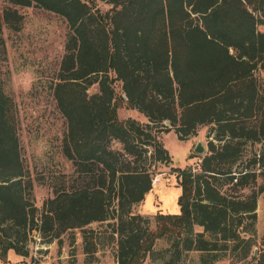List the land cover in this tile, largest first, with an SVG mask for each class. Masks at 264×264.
I'll list each match as a JSON object with an SVG mask.
<instances>
[{
    "label": "trees",
    "instance_id": "obj_1",
    "mask_svg": "<svg viewBox=\"0 0 264 264\" xmlns=\"http://www.w3.org/2000/svg\"><path fill=\"white\" fill-rule=\"evenodd\" d=\"M8 1L0 10L2 43L4 26L19 31L23 25L14 6H40L68 21L54 91L68 122L63 151L82 181L57 189L40 212L0 74V260L9 264L10 251L28 256V233L46 237L55 228H80L85 252L95 253L86 226L110 220L118 264H145L153 254L162 264H183L191 252L200 264L231 254L247 259L264 193V89L258 83L264 80V0H100L111 4L107 11L98 0ZM115 80L122 82L121 95ZM94 83L99 91L90 94ZM123 105L148 121L121 119ZM251 118L255 129L247 126ZM206 124L211 139L200 169H172L181 187L180 211L158 213L153 227L150 216L133 210L155 175L138 162L172 161L153 130L173 128L187 140ZM246 140L262 146L239 169ZM161 240L170 247L157 251Z\"/></svg>",
    "mask_w": 264,
    "mask_h": 264
},
{
    "label": "rangeland",
    "instance_id": "obj_2",
    "mask_svg": "<svg viewBox=\"0 0 264 264\" xmlns=\"http://www.w3.org/2000/svg\"><path fill=\"white\" fill-rule=\"evenodd\" d=\"M97 7L102 11L110 9L111 4L98 0ZM10 5L8 0H0V10ZM23 14L24 20L19 31H13L4 26L3 39L0 42V74L3 80L4 91L13 100V107L17 119L18 133L21 146L22 161L32 180V196L40 212L46 207L49 199L56 196L55 191L65 186L73 188L80 184L79 174L75 162L69 159L63 151L64 138L68 131V122L58 107L54 87L58 81L61 60L65 54L70 27L62 15L40 6H14ZM264 75V74H263ZM115 77V74H112ZM261 91L264 89V80H258ZM85 85V83H84ZM118 95L123 93L122 82L114 81ZM99 91V84L90 86V94ZM121 119L132 117L145 123L148 119L136 109L123 105L118 111ZM250 129H255L257 121L251 118L247 121ZM166 124V123H165ZM167 125V124H166ZM211 124L201 125L197 133L187 140H181L175 129L166 130L162 126L153 132L165 148L169 151L172 161L168 164L159 162L155 158L148 161H139L142 168H151L155 174H163L170 178V187L177 186L179 179L172 171L174 167H193L200 169L202 156L196 152L199 142L209 150ZM253 134V132H251ZM218 141H216L217 143ZM262 146L260 141L246 140L244 142V156L239 161V169L250 164L255 151ZM114 147L123 150V144L115 142ZM150 148V153L153 151ZM207 154V153H206ZM253 168V166H252ZM66 181V182H65ZM261 179L259 182L261 183ZM164 187L153 192L157 199L149 195L155 208L142 213L146 200L134 206L135 213L150 216L155 226L154 217L158 213L171 212L172 201L164 193ZM162 197L163 200L158 198ZM161 204H165L163 208ZM258 220L256 224L255 245L252 254L247 259L235 258L232 254L215 264H260L264 258V193L258 202ZM108 222H93L86 228L91 229L90 235L97 243V251L87 254L84 250L82 231L80 228L62 230L55 228L44 237L39 231L28 233V256H21L10 251L9 264H118L116 257L117 244L113 239L114 220ZM93 230V232H92ZM92 232V233H91ZM55 235V236H54ZM115 237L117 233L114 234ZM170 247V242L161 240L156 245L160 251ZM230 254V253H229ZM153 254L145 264H162V259ZM0 264H5L0 260ZM183 264H200L197 253L191 252L184 257ZM205 264H211L208 260Z\"/></svg>",
    "mask_w": 264,
    "mask_h": 264
},
{
    "label": "crops",
    "instance_id": "obj_3",
    "mask_svg": "<svg viewBox=\"0 0 264 264\" xmlns=\"http://www.w3.org/2000/svg\"><path fill=\"white\" fill-rule=\"evenodd\" d=\"M164 190V193L165 194H168V196H167V198L169 199V201H170V199H171V201H172V207H171V212H176V211H180V206H179V204H178V198H179V196H180V194H181V187H180V185H179V183H177V186H172V187H170V186H167L165 189H163ZM151 196V198L153 199H157L156 198V195L153 193V191H149L147 194H146V196L148 197V196ZM145 199H147V198H145ZM144 199V200H145ZM152 199H147L146 201V204L144 205H141L142 207H144L142 210H140L142 213L144 212V213H147L149 210H152V208H155L154 207V205H153V201H152ZM143 200V201H144ZM161 201V200H163L162 199V197H159L158 198V201ZM163 206H165V204H161L160 205V207H157L156 206V208H163Z\"/></svg>",
    "mask_w": 264,
    "mask_h": 264
},
{
    "label": "built area",
    "instance_id": "obj_4",
    "mask_svg": "<svg viewBox=\"0 0 264 264\" xmlns=\"http://www.w3.org/2000/svg\"><path fill=\"white\" fill-rule=\"evenodd\" d=\"M197 163L195 164V169H196ZM170 178L163 176V174H155L152 177V188L151 191L156 192L160 187L166 188L167 186L170 185Z\"/></svg>",
    "mask_w": 264,
    "mask_h": 264
},
{
    "label": "water",
    "instance_id": "obj_5",
    "mask_svg": "<svg viewBox=\"0 0 264 264\" xmlns=\"http://www.w3.org/2000/svg\"><path fill=\"white\" fill-rule=\"evenodd\" d=\"M125 98H127V96L125 95ZM165 123L167 125H170L169 121H165ZM196 152L200 153V154H206L207 153V149L206 147L202 144V142H199L198 145L196 146Z\"/></svg>",
    "mask_w": 264,
    "mask_h": 264
}]
</instances>
